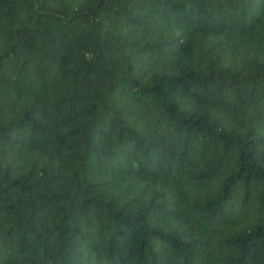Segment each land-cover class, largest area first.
I'll use <instances>...</instances> for the list:
<instances>
[{
  "label": "trees",
  "instance_id": "obj_1",
  "mask_svg": "<svg viewBox=\"0 0 264 264\" xmlns=\"http://www.w3.org/2000/svg\"><path fill=\"white\" fill-rule=\"evenodd\" d=\"M0 264H264V0H0Z\"/></svg>",
  "mask_w": 264,
  "mask_h": 264
}]
</instances>
